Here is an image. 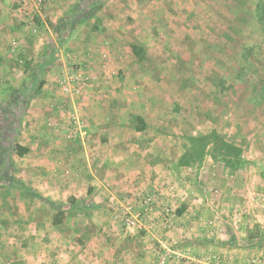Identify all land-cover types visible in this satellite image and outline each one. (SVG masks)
Instances as JSON below:
<instances>
[{
    "label": "crops",
    "instance_id": "0c3cea01",
    "mask_svg": "<svg viewBox=\"0 0 264 264\" xmlns=\"http://www.w3.org/2000/svg\"><path fill=\"white\" fill-rule=\"evenodd\" d=\"M177 1L105 0L97 13L86 16L79 11L83 0H45L44 3L26 0L23 9L29 15L28 27L11 16L5 18L0 10V72L11 61L6 56L10 48L7 42L16 38L29 54V82L42 85L37 96L39 103L32 111L35 122L29 128L33 142L41 143L37 148L43 149L42 161L40 165L31 157L28 168L32 169L25 178H20L38 189L26 190L28 194L38 192L58 206L56 201L66 202L70 195L77 196L80 182L90 181L97 186L95 199L103 198L108 207L101 193L112 192L103 182H126L128 193L116 195L132 206L135 203L130 200L140 197L138 190L144 185L153 180L162 183L168 173L165 166L179 165L188 137L200 132V120L209 125L207 129L216 130L210 118L212 105L219 107L221 129L216 131L232 138L244 151L243 157L257 156L256 150L264 147V118L258 119L264 107V86L260 85V91L255 76L251 73L243 76L246 66L239 57L233 62L223 60L217 65L224 70L234 69L235 74L230 78L222 74L224 88L218 90V100H212L209 70L215 63L210 62L209 45L200 43L212 37L211 22L216 15L208 11L194 13L190 0H181L184 6L180 8ZM205 1L200 2L209 9L210 0ZM229 1L218 0L220 5ZM234 2L241 4L242 0ZM133 46L138 48L137 54ZM68 68L82 70L85 78L96 86L87 100L77 102L79 107L83 105L80 113L90 139L73 146L62 141L66 131L42 129L36 120V116L56 114L48 108L50 98ZM202 81L203 88L199 87ZM71 103L67 102V106ZM76 113L72 107L56 116L69 118L78 116ZM85 147L89 150L84 152ZM87 166H91V171H87ZM72 167L75 170L65 177V170ZM62 175L76 184L63 190ZM140 183L144 184L140 187ZM50 195L58 197L54 199ZM95 207L101 212L104 205L96 203ZM154 212H162L161 206ZM110 224L111 227H106L108 240L97 237L100 228L92 226L76 246L67 248L66 244L60 248L62 255L50 256L52 262L48 264H127L126 256L131 258L128 264H149L154 253L146 252V248L137 253L136 245H130L131 240L125 243L127 235L122 226ZM152 240L155 244L162 238L154 236ZM142 257L145 260L138 262ZM26 259L25 264H35L32 257ZM42 262L46 264V258Z\"/></svg>",
    "mask_w": 264,
    "mask_h": 264
},
{
    "label": "rangeland",
    "instance_id": "374dc122",
    "mask_svg": "<svg viewBox=\"0 0 264 264\" xmlns=\"http://www.w3.org/2000/svg\"><path fill=\"white\" fill-rule=\"evenodd\" d=\"M191 1L194 13L203 14L208 11L216 15L211 22L214 30L212 37L210 36L208 42L200 43L209 45L212 50L210 62L215 63L214 67H210L211 71L209 70L212 78L210 82L212 100L215 98L218 100V90L224 86L223 76L227 75V78H230L235 74L234 69L224 70L217 65V62L223 60L233 62L239 57L246 66L242 71L243 76H249L251 73L256 77L257 84L264 86V66H260L264 62V0H242L241 4L230 0L222 5L218 0H210L209 9L200 2L202 0ZM7 2L0 0V10L4 11L5 18L11 16L14 21L28 27L29 15L23 9L26 0ZM82 3L79 11L87 15L97 13L105 0H83ZM177 3L180 8L184 6L181 0ZM94 4L95 6H92ZM217 16L220 18L219 21ZM8 41L10 48L6 56L11 61L7 63L4 71L0 72L2 264H25L27 256L32 257L35 264H43L42 260L46 258L48 264L52 262V259L49 260L50 256L57 253L62 255L60 248L63 249L66 244L67 248L76 246V242L83 240L82 237L91 231L92 226L100 228L97 237L108 240L110 235L106 227H111L109 223L122 226L123 232L127 235L125 243L131 240L130 245L132 247L136 245L137 253L143 251V248H146V252L154 253L148 260L149 264H264V147L256 150L257 156L248 154L249 159L243 157L244 151L235 145L232 138L223 131L222 133L216 131L221 129V126L217 117L219 107L214 105L210 107V112L213 113L210 118L214 121L216 130L207 129L209 125L206 126L200 120L198 122L200 132L188 137L187 145L179 156V165L165 166L168 173L162 183L153 180L144 185L138 190L140 197L130 200L135 203L132 206L116 195L128 193L126 182H103L112 192L109 195L101 193L102 197H106L108 207L103 198L95 199L93 194L97 186L90 181L80 182V186L76 188L77 196L70 195L66 202L56 201L58 206H61L59 208L51 207L28 194L26 190L38 189L31 183L32 187L27 185L20 178L23 176L25 178L32 169L28 168L31 157H35L40 165L42 161L40 157L43 155L41 154L43 149L37 148L41 143L37 145V142H33L29 129L33 125L32 122H35L32 119L34 116L32 111L39 103L37 96L42 92L40 90L42 85L35 86L29 82L27 75L29 54L19 40L13 38ZM235 50L238 53H235ZM200 86L203 88V81ZM95 87L91 83L86 87V92L67 106L69 100L61 96L59 85L55 86L49 110L57 114L59 111L65 112V109L68 112L69 108L73 107L78 116L70 115L69 118H58L56 114L48 117L36 116L38 124H41L42 129L54 128L57 133L58 130L66 131L67 135L62 141L68 142L70 146L78 142L87 143L90 138L87 137L88 133H85L86 124L81 116L83 113H80L83 105L79 107L77 102L83 103L87 100ZM39 98L42 99V95ZM186 99L183 98L184 103ZM64 106L67 107L64 109ZM263 112L264 107L260 110L258 119L264 118ZM216 133L229 144L241 148L240 167H231L232 159L229 157L227 162L215 156L211 142ZM193 139L196 141H192ZM82 150L85 152L89 148L87 150L85 147ZM40 165L38 167L42 168ZM86 169L91 171V166H87ZM74 170V167L66 169L64 176ZM173 172H176L175 175ZM65 177L62 175L60 182L63 190L76 184ZM143 184L140 183V187ZM52 197L56 199L58 196L50 195V198ZM96 203L104 205L101 212L94 208ZM160 206L162 212L159 214L154 212V209ZM180 210L183 212L178 215ZM128 219L136 221L134 227L127 226ZM97 221L98 225H95ZM176 225L179 226L177 229L174 228ZM255 226H259L261 234L258 239H252L250 244L249 234ZM154 236H159L162 241L154 244L152 240ZM26 251L29 254H26ZM18 260L22 263H17ZM126 260L128 264L131 258L126 256ZM144 260V257L141 260L138 258V262L142 263Z\"/></svg>",
    "mask_w": 264,
    "mask_h": 264
},
{
    "label": "trees",
    "instance_id": "16d2710c",
    "mask_svg": "<svg viewBox=\"0 0 264 264\" xmlns=\"http://www.w3.org/2000/svg\"><path fill=\"white\" fill-rule=\"evenodd\" d=\"M92 6H95V4ZM84 9L85 8H83V11H85ZM93 14H95V13L87 14V15H93ZM132 49H133L134 53H136L138 48L136 46H133ZM192 141H196V140L193 139ZM211 145H213V149H214L213 151L215 152V156L220 157L224 161H227V162H228V157L232 159V164H231L232 166L231 167L238 168L242 165L241 160H240L241 156H242L241 148H238L235 145L229 144L225 140L221 139L217 133L214 134ZM11 165H9V166H11ZM9 169L11 170V167H9ZM1 182H2V180L0 179V183ZM29 194H31L32 196L38 198L39 200H41L47 204H49L51 207H54V208L61 207V206H57L56 204H54L50 200L42 197L40 194H38V192L29 191ZM260 234H261V232L259 230V226H255L254 230L249 234V239H250L249 243L250 244L252 243V239H258ZM230 244H233V242H230Z\"/></svg>",
    "mask_w": 264,
    "mask_h": 264
},
{
    "label": "built area",
    "instance_id": "2783aa9c",
    "mask_svg": "<svg viewBox=\"0 0 264 264\" xmlns=\"http://www.w3.org/2000/svg\"><path fill=\"white\" fill-rule=\"evenodd\" d=\"M38 2L44 3L45 0H38ZM58 85L61 96L67 98V100H69L68 103L69 102L74 103L75 98L80 96L82 93L86 92V87H89L91 83L90 80L85 78L84 72L82 70L80 69L74 70L68 68V70H66L63 73L61 79L59 80ZM67 100H65V103L67 102ZM135 224H136L135 220L132 219L127 220L128 227H134Z\"/></svg>",
    "mask_w": 264,
    "mask_h": 264
}]
</instances>
